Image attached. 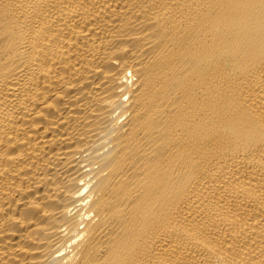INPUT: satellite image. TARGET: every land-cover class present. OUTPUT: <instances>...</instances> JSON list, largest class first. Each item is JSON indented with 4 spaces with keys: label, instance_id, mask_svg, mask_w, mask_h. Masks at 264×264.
I'll list each match as a JSON object with an SVG mask.
<instances>
[{
    "label": "bare ground",
    "instance_id": "obj_1",
    "mask_svg": "<svg viewBox=\"0 0 264 264\" xmlns=\"http://www.w3.org/2000/svg\"><path fill=\"white\" fill-rule=\"evenodd\" d=\"M0 264H264V0H0Z\"/></svg>",
    "mask_w": 264,
    "mask_h": 264
}]
</instances>
